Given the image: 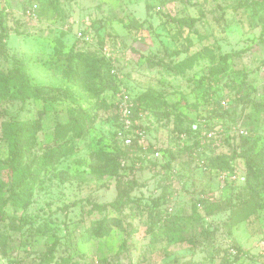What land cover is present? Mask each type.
<instances>
[{"label": "rangeland", "instance_id": "obj_1", "mask_svg": "<svg viewBox=\"0 0 264 264\" xmlns=\"http://www.w3.org/2000/svg\"><path fill=\"white\" fill-rule=\"evenodd\" d=\"M77 52L110 59L82 80L67 65V53ZM224 53L232 56L220 75ZM14 58L41 92L0 102V160L8 155L5 123L29 120L37 132L26 165L47 166L25 206L2 207L10 171L0 163V264H264V179L242 154L264 146V0H0V70L13 79ZM108 72L119 84L114 94ZM196 84L204 87L195 95ZM149 87L182 107L191 136L171 143L177 157L165 166L159 151L147 158L160 165L112 174L109 113L98 102ZM195 99L197 108L187 105ZM68 123L67 135L55 134ZM144 131L145 143L167 144L163 128ZM69 138L77 151L60 152ZM131 183L130 204L102 207ZM166 216L181 234L154 237ZM104 217L110 232L85 239Z\"/></svg>", "mask_w": 264, "mask_h": 264}, {"label": "trees", "instance_id": "obj_2", "mask_svg": "<svg viewBox=\"0 0 264 264\" xmlns=\"http://www.w3.org/2000/svg\"><path fill=\"white\" fill-rule=\"evenodd\" d=\"M176 21L179 24H188V22L183 19H177ZM67 56L71 61H73L72 64L68 62L67 65H69L71 70L74 71V74L76 75L75 77H80L82 80L86 77H94L95 74L92 72L95 70V68L100 69L101 65L106 66L110 59V55H107V57L104 58H93V55H85L82 52H77L74 54L67 53ZM231 56V53H224L223 55H221L220 60L221 62H223V64L219 70L220 75H225V73H227V60ZM113 60L114 59H112V61ZM13 62V71L15 72L14 77L17 82L12 78V76H10V74H7L3 70H0V102L6 99L24 102L28 98L38 97L41 91L38 87L31 84L29 75L26 70L25 62L17 58H14ZM108 73L107 84H109V86L106 88L110 89L114 94L119 91V84L118 82H116L117 80L115 76L111 73H109L108 76ZM104 76L106 77V72H104ZM199 82H201V80H199ZM81 84L84 85V83ZM84 87L87 89L89 88L88 86ZM198 87H200V84H196L195 89H192L195 95L197 93L196 89H198ZM104 88L105 85L102 87V89ZM132 102L133 119L138 120L139 122L136 127H139L146 131H157L159 130V128H163L167 133V144H165V146L154 147L153 144L149 141L143 144H139L137 142V139L133 138L131 144L125 145L117 136V132L121 129V124L118 120V115L116 112L117 106L113 101L105 102V99L102 97L98 102V107L100 108L104 106L103 108L109 113L106 115V117L109 118L110 125V128L107 132V135L109 136L110 150L106 153L114 156V159L111 161L109 167L107 168V171H111L112 174H117L120 166L131 169L141 168L144 161H148L147 163L149 166H156L157 163H159L160 165L161 163H163L162 160H150L149 158H147V156L150 153L153 154L155 150L161 151L162 157H165V159L168 158L167 161L162 164L165 166L169 163V157H177V153L173 152L170 148V146L172 145L171 143L176 141L179 144V139L181 141L180 143H184L186 140H188V137L191 136L189 126H191L193 120L189 119L183 113L181 106L177 105L176 103L168 102L165 94L162 91H156L155 89L150 87L143 89L132 95ZM198 102L199 100L195 99L193 102L188 103L187 105L197 108L199 106L197 104ZM251 106L255 111H259L263 105L257 102H253ZM139 113H141V115ZM86 115L88 116L89 114L86 112ZM96 115H98V112H93V117ZM144 118L149 120L150 123L148 125H142V120ZM5 126L7 129L6 139L8 146V155L4 160H0V163L7 164V166L9 167L10 194L3 200L2 207H4L6 202H9V204L16 207L21 205L25 206L26 199L30 196L34 186H38L39 173L47 166L46 164H44L47 159H42V161H40V166L35 169H30L26 165L31 152L30 140L35 137L37 132V127L35 126L34 122H31L29 120L14 119L5 123ZM60 128L63 129L65 135H67V133L71 131L69 123L63 125L57 124L54 128L55 134L59 133ZM84 131L85 129L76 133V136H82L84 134ZM181 135H184L185 138L181 139ZM72 142V139L69 138L64 140V142L57 144V147L60 149V152L63 151L62 153L76 152L78 149L77 147H67V145H70ZM194 142L195 144L198 143L197 140ZM242 154L245 156L247 168L250 174L264 179V146L260 147L257 151L254 150V148H251L249 150L245 148ZM100 173H103V171ZM132 188V183L125 190L120 189L119 187V192L117 193L116 197L112 201L104 204L102 207H110L115 212L120 211V209L130 204V191L132 190ZM192 209L193 211L195 210L194 204L192 206ZM152 218L155 221L161 219L160 216H158L157 211L152 215ZM182 228V225H176L174 223V220L173 218H171V216H166L158 227V231L153 233L152 235L154 237L171 239L180 235L182 232ZM109 232V219L108 217H104L99 222L96 228L93 226L86 230L84 238L86 239L87 237L92 235L103 236L107 235ZM85 264H93V261L86 262ZM98 264H109V260L107 258H102L101 260H98Z\"/></svg>", "mask_w": 264, "mask_h": 264}, {"label": "built area", "instance_id": "obj_3", "mask_svg": "<svg viewBox=\"0 0 264 264\" xmlns=\"http://www.w3.org/2000/svg\"><path fill=\"white\" fill-rule=\"evenodd\" d=\"M116 102V112L121 129L117 132V136L125 145L131 144L133 138L137 139L139 144L145 143V131L139 127L138 120H134L132 116L133 102L127 92H121ZM141 115V113H139ZM154 157L159 155V151H154ZM93 264H98V260H93Z\"/></svg>", "mask_w": 264, "mask_h": 264}]
</instances>
